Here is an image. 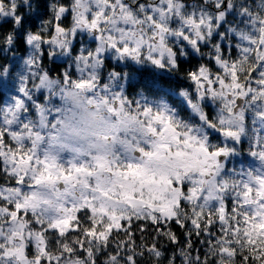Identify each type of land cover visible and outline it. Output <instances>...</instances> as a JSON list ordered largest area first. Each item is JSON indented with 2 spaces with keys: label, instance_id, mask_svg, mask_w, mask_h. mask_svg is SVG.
Here are the masks:
<instances>
[{
  "label": "snow or ice",
  "instance_id": "snow-or-ice-1",
  "mask_svg": "<svg viewBox=\"0 0 264 264\" xmlns=\"http://www.w3.org/2000/svg\"><path fill=\"white\" fill-rule=\"evenodd\" d=\"M19 6L0 0V18L21 25L5 37L13 55ZM53 7L50 34L0 62V96L16 92L0 106V264H175L161 237L182 264H264V0ZM230 16L243 19L220 32ZM81 35L91 46L76 47ZM206 45L215 67L200 63L184 86L182 55ZM150 226L138 245L133 229Z\"/></svg>",
  "mask_w": 264,
  "mask_h": 264
},
{
  "label": "trees",
  "instance_id": "trees-1",
  "mask_svg": "<svg viewBox=\"0 0 264 264\" xmlns=\"http://www.w3.org/2000/svg\"><path fill=\"white\" fill-rule=\"evenodd\" d=\"M32 3H37V0H30ZM57 0H39L38 7L33 11L31 15H29L25 9L23 8V0H18V4L20 5L18 8V14L24 13V23H23V30L24 33L27 31H32V32H38L40 24L39 22L44 19H49L52 18L51 13L48 11V5L51 3H56ZM62 3H67L68 0H60ZM65 27L70 26V18L69 20H65L64 25ZM13 30V22L11 21L10 18H5L3 21H0V33H6L9 31ZM218 39V38H217ZM217 41V40H216ZM83 43H86V41H78L76 43V47L79 48V46ZM224 43L225 48L228 47L227 42H221ZM210 49H208L206 52H204V55H194L193 53H190L189 57L187 60L181 57V67H180V77L178 79H181L183 81L184 86H187L190 82L184 80V76L188 71L195 70V68L200 64V63H210L213 67H215L214 62L210 60V57L207 55L208 51L211 50V46H209ZM28 46L26 44H23L21 47H19L15 51L16 56H24L27 53ZM227 55H236L237 53L232 52V53H225ZM3 53H0V62L3 61ZM45 65L47 68H53L55 65H59L60 71H63V68L65 67V62H58L54 59L51 58V60L48 58L44 61ZM111 66L115 67L116 63H113V60L110 61ZM109 70H111L109 68ZM5 96L4 94L0 96V106L3 105V100ZM139 224V222H137ZM172 230L176 232L177 236L181 238V246L183 245V242L187 240V237H185L183 234L185 232V229L180 228L179 225L172 224L170 225ZM190 227V225L188 226ZM214 231L216 229H213ZM135 233V238L136 242L138 245H142L144 243H151L154 235V229L150 226L148 230L145 233H141L139 231H136V229H133ZM121 238H123L121 236ZM205 236H195L193 235L191 237V240L193 242V249H199L200 253L203 254L206 249L207 245L206 244H201L200 241L204 240ZM158 246L162 248V250L165 252L166 257H171L172 254L175 252L176 253V261L175 264H182V258L179 256V248L169 242L166 238L161 237L158 242ZM114 247V246H113ZM107 251H111V249H108ZM195 254V252H193ZM105 259V256L103 254L100 255L99 261L100 264H103V260ZM141 264H153V262L149 261V258L147 254L144 257H141ZM164 264H167V259L164 260Z\"/></svg>",
  "mask_w": 264,
  "mask_h": 264
},
{
  "label": "clouds",
  "instance_id": "clouds-1",
  "mask_svg": "<svg viewBox=\"0 0 264 264\" xmlns=\"http://www.w3.org/2000/svg\"><path fill=\"white\" fill-rule=\"evenodd\" d=\"M150 2H151V0H150ZM38 3H39V0H37V3H32V2H30V0H23V8L25 9V11L29 15H31L33 13V11H35V9L38 7ZM56 3H62V2H60V0H57ZM133 3H135V0H133ZM233 3L235 4L236 9L239 10L241 8V6H243L245 4V0H233ZM247 6L250 8L253 7V0H247ZM48 11H49V13H51V16L53 17V15H54L53 3L49 4ZM20 16L22 19H24V13H20ZM237 18H238L237 21L243 19V17H240V16H237ZM0 20H3V18H0ZM39 24H40V27H39L38 32H43L45 37H47L50 34V30L53 27L52 18L41 20L39 22ZM233 27H235V26H233ZM20 28H21L20 24L13 22V30L12 31H9L6 33H0V45H2L3 49H4L3 55L8 56L10 61L11 60H18V59H20V57L13 55V51H10V49H12V45L7 42L5 37H6V35L11 34L13 36V43H15L16 33L19 32ZM29 33H34V32L27 31L25 33V44L28 46L29 50L31 51L34 45H30L27 43V36L29 35ZM34 43H36V42H34ZM194 53L197 55H200L199 53H196V52H194ZM188 57L189 56L182 55V58H184L185 60H187ZM49 59L51 60V57H49ZM113 63H116V61L113 60ZM126 71H127V69H126Z\"/></svg>",
  "mask_w": 264,
  "mask_h": 264
},
{
  "label": "rangeland",
  "instance_id": "rangeland-1",
  "mask_svg": "<svg viewBox=\"0 0 264 264\" xmlns=\"http://www.w3.org/2000/svg\"><path fill=\"white\" fill-rule=\"evenodd\" d=\"M141 2H145V0H141ZM186 2L187 3H189V4H192V3H202V0H186ZM233 19H235V20H237L238 18L237 17H235V18H233L232 16H230L229 17V23L228 24H225L219 31L220 32H223V31H225L228 27H229V25L231 24L232 26H235V24H233L232 23V21H233ZM4 20V19H3ZM3 20H0V21H3ZM218 39H217V41L216 42H223V41H220L219 40V37H217ZM86 41V43H83V44H87V45H89V46H91V44L93 43L88 37H87V35H81L80 37H78L77 38V40L76 41H74V44L76 45V43L78 42V41ZM82 45V44H81ZM80 45V46H81ZM79 46V47H80ZM209 46H211V45H206L205 47H203L202 48V52L204 53V52H206L208 49H210V47ZM188 51L190 52V53H193L194 55H197V54H195L194 52H192V50L189 48L188 49ZM209 52V51H208ZM27 54L28 53H26V55H24V56H19V57H26L27 56ZM53 59V58H52ZM54 60H56V61H58V62H65V58H63V57H58V58H54ZM20 70V67L18 66L17 67V69H16V71H19ZM13 83H15V81H13ZM16 94V92H15V90L13 89L11 92H5L4 93V96H5V98H4V100H3V105L4 104H7L8 102H9V97L11 96V95H15ZM2 105V106H3Z\"/></svg>",
  "mask_w": 264,
  "mask_h": 264
}]
</instances>
